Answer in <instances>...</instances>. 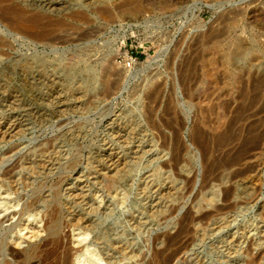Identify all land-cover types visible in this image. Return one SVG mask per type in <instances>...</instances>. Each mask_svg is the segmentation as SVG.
<instances>
[{
	"label": "rangeland",
	"instance_id": "1",
	"mask_svg": "<svg viewBox=\"0 0 264 264\" xmlns=\"http://www.w3.org/2000/svg\"><path fill=\"white\" fill-rule=\"evenodd\" d=\"M229 1L1 0L0 7L25 22L37 21L41 28L36 30L46 36L34 40L32 31L18 32L0 14V174L24 173L29 162L35 171L42 160L51 165L34 183L13 172L0 177V198L9 208L0 214L1 245L12 246L4 241L5 233L19 220L37 227L40 206L47 213L65 208L79 213L89 198L100 196L109 201L112 222L126 221L133 209L148 214L153 200L156 224L137 245H143L144 264L153 248L165 247V236L179 231L180 224L171 223L190 212L197 219L191 242L171 264L193 263L191 250L208 246L211 235H242L248 240L244 247L256 237L264 242V0ZM209 30L215 31L212 37L218 30L223 35L227 60L222 67L207 64L209 38L204 34ZM157 54V65L141 71L142 63ZM114 153L124 156L117 171L111 164ZM234 156L239 159L231 166ZM110 171L125 175H118L115 193L106 198L101 179ZM81 192L84 201L78 198ZM43 197L47 202H41ZM226 203L225 211L199 218ZM172 215L178 219L171 220ZM43 234L31 240L23 236L16 250L35 244L43 248L49 243ZM9 236L19 235L13 230ZM157 236L164 246L153 245ZM255 254L263 258L255 264H264L263 244Z\"/></svg>",
	"mask_w": 264,
	"mask_h": 264
},
{
	"label": "bare ground",
	"instance_id": "2",
	"mask_svg": "<svg viewBox=\"0 0 264 264\" xmlns=\"http://www.w3.org/2000/svg\"><path fill=\"white\" fill-rule=\"evenodd\" d=\"M5 1V0H4ZM34 1V0H33ZM37 1V0H36ZM39 1V0H38ZM47 0H44V2ZM55 1V0H54ZM227 1V0H226ZM231 1V0H230ZM229 1V2H230ZM242 1V0H241ZM3 2V1H2ZM42 2V1H41ZM40 2V3H41ZM51 2V1H50ZM233 2V1H232ZM4 3V2H3ZM48 3V2H47ZM52 3V2H51ZM54 3V2H53ZM0 4H1V0H0ZM43 4V3H42ZM50 4V3H49ZM55 4V3H54ZM226 4V3H225ZM221 5V6H225ZM230 4V3H229ZM233 4V3H232ZM231 4V5H232ZM239 4V3H237ZM236 4V5H237ZM241 4V3H240ZM45 5V4H44ZM40 6V5H39ZM46 6V5H45ZM44 6V7H45ZM54 6V5H53ZM104 6V5H103ZM205 7H207L209 10H216L214 5H204ZM227 6V5H226ZM229 6V5H228ZM7 7V6H6ZM11 7V6H10ZM48 7V5H47ZM46 7V8H47ZM88 7V6H87ZM91 7V6H90ZM108 7V6H107ZM231 7V6H230ZM49 8H52L49 7ZM61 8V7H60ZM63 8V7H62ZM61 8V9H62ZM65 8V7H64ZM223 7H218L217 9H220ZM8 9V8H7ZM103 11L105 9L101 8ZM72 10V9H71ZM91 10V9H89ZM98 10V9H97ZM107 10V9H106ZM105 10V11H106ZM64 11V9H63ZM75 11V10H74ZM73 11V12H74ZM99 11V10H98ZM14 13V11H12ZM67 12V11H64ZM72 12V11H70ZM69 12V13H70ZM80 12H82L80 10ZM101 12V11H100ZM99 12V13H100ZM217 12V11H216ZM13 13L10 12V10H6L3 7H0V14L2 16H8V18H6L7 20H11V22L16 26L15 28H17V31L20 32L22 30H24L27 34L29 32L32 31V36L33 39L36 38L38 40H43V38L46 36V32L38 31L36 30V25L37 21L34 23L32 22H28L25 20H23L22 18H20V16H16ZM16 13V12H15ZM18 13V12H17ZM16 13V14H17ZM62 13V12H60ZM68 13V12H67ZM98 13V12H97ZM109 14V12H107ZM77 14V13H75ZM74 14V15H75ZM79 14V13H78ZM77 14V15H78ZM23 15V14H22ZM21 15V16H22ZM27 15V14H26ZM68 15V14H67ZM72 15V13H71ZM80 15V14H79ZM78 15V17H80ZM103 15V14H102ZM107 15V14H106ZM194 15V14H193ZM1 16V17H2ZM30 16V15H28ZM34 16V15H33ZM32 16V17H33ZM82 16V15H81ZM87 16V15H86ZM25 17V16H23ZM27 17V16H26ZM72 17V16H71ZM78 17H76V19H78ZM84 17V14L83 16ZM106 17V16H105ZM220 18V16H218ZM4 18V17H3ZM31 18V17H29ZM28 18V19H29ZM197 18V15H196ZM34 19V18H33ZM32 19V20H33ZM36 19V18H35ZM34 19V20H35ZM38 19V18H37ZM80 19V18H79ZM85 19V18H84ZM6 20V21H7ZM40 20V19H38ZM198 23L200 24L199 27L203 28V23L200 22L199 18L197 19ZM222 20V19H221ZM76 21V20H75ZM82 21V20H81ZM87 21V19H86ZM85 21V22H86ZM220 21V20H219ZM234 21V20H233ZM5 22V20H4ZM10 22V23H11ZM40 22V21H39ZM44 21V25H45ZM58 22V21H57ZM62 22V21H61ZM60 22V24H61ZM84 22V23H85ZM224 22V21H223ZM8 23V24H10ZM43 23V22H41ZM59 23V22H58ZM221 23V22H220ZM231 22H229L230 24ZM7 24V23H6ZM7 24V25H8ZM40 24V23H39ZM48 23H46L47 25ZM57 24V23H56ZM42 25V24H41ZM45 25V26H46ZM51 25V24H50ZM58 25V24H57ZM63 25V24H62ZM232 25V24H231ZM11 26V25H10ZM13 26V25H12ZM39 26V25H38ZM61 26V25H60ZM64 26V25H63ZM41 28V26H39ZM43 27V26H42ZM54 27H56L54 25ZM67 27V26H66ZM13 29V27H10ZM46 28V27H45ZM44 28V29H45ZM57 28V27H56ZM55 28V29H56ZM62 28V27H60ZM230 28V27H229ZM234 28V27H233ZM11 29V30H12ZM51 29L53 30V26L51 27ZM54 29V30H55ZM65 29V28H63ZM231 29V28H230ZM27 30H29V32H27ZM58 30V28L56 29ZM61 30V29H60ZM47 31V28L46 30ZM49 31V30H48ZM47 31V32H48ZM59 31V30H58ZM66 31V30H65ZM64 31V33H65ZM51 32V31H49ZM48 32V33H49ZM61 32V31H60ZM212 32L215 31H211L210 30L204 34V36L209 38V42H208V60H207V64L209 65H217L218 67H222L221 61H226V57L223 56V46H222V39L223 35L221 36V32L218 30V33L216 34V36L212 37ZM11 34V33H10ZM19 34V33H17ZM30 34V33H29ZM56 34V33H55ZM63 36V32L61 33ZM54 35V34H53ZM203 36V35H202ZM23 37V36H22ZM26 37V35H25ZM58 37V36H57ZM19 38V37H18ZM35 40V39H34ZM46 40V39H44ZM51 40V39H50ZM48 41V40H47ZM46 41V42H47ZM41 42V41H40ZM51 43V42H50ZM162 50V49H161ZM162 52V51H161ZM164 52V51H163ZM166 52V51H165ZM160 53V52H159ZM233 54V53H232ZM161 55V53H160ZM159 54L149 58L148 60H146L145 62L142 63L143 65V69L141 71H145L147 69L153 68L154 65H157V63L161 60V56ZM164 55V54H163ZM234 55V54H233ZM232 55V56H233ZM231 57V56H230ZM238 57V56H237ZM162 64V63H161ZM155 67V66H154ZM221 70V68H220ZM139 71V70H138ZM140 71V72H141ZM218 74V73H216ZM261 78V77H260ZM238 80V79H237ZM256 80V79H255ZM258 80V79H257ZM256 80V81H257ZM255 81V82H256ZM260 81V80H258ZM257 81V82H258ZM254 82V80H253ZM252 82V83H253ZM264 82V81H263ZM239 83V82H238ZM256 84V83H255ZM258 85V84H257ZM262 85L264 86V84L262 83ZM261 85V86H262ZM108 87V86H106ZM257 87V86H256ZM260 87V85L258 86ZM254 88V87H253ZM111 90V88H109ZM113 89V88H112ZM108 90V89H107ZM109 90V91H110ZM247 90V89H246ZM257 90V89H256ZM250 91H252L250 89ZM255 91V90H254ZM259 91V89H258ZM249 92V91H248ZM247 92V93H248ZM104 93V92H103ZM109 93V92H108ZM246 93V92H245ZM252 93V92H251ZM243 95H245L242 92ZM255 94V93H254ZM247 95V94H246ZM256 96V95H255ZM247 97V96H246ZM249 97V96H248ZM247 97V98H248ZM246 98V99H247ZM253 98V97H252ZM243 100H246L244 97L242 98ZM254 100V99H252ZM248 101V100H246ZM251 101V100H249ZM252 126V125H250ZM249 126V128H250ZM12 128V127H11ZM4 129V128H3ZM2 128H0V131H3ZM252 129V128H250ZM194 130V129H193ZM192 130V131H193ZM249 131V130H248ZM4 132V131H3ZM2 132V133H3ZM6 132V130H5ZM194 132V131H193ZM192 132V135L194 134ZM253 132V131H252ZM251 132V133H252ZM198 133V132H197ZM201 133V132H200ZM221 133V132H219ZM196 134V133H195ZM1 135V134H0ZM202 135V134H200ZM199 135V136H200ZM204 135V134H203ZM218 135V134H217ZM226 135V134H225ZM195 136V135H193ZM1 137H3V135H1ZM220 137V136H219ZM195 138V137H194ZM218 138V137H217ZM220 138H225L220 137ZM6 139V138H5ZM200 141H202V136L198 138ZM198 139H195L198 141ZM245 139V138H244ZM243 139V141H244ZM219 140V139H218ZM224 140V139H223ZM250 140V139H249ZM261 140V139H259ZM264 140V139H263ZM192 141H194L192 139ZM196 141V143H197ZM206 141V140H205ZM204 141V142H205ZM226 141V140H224ZM248 141V140H247ZM203 142V144H205ZM219 142V141H218ZM222 142V141H220ZM219 142V144H220ZM246 142V141H245ZM243 142V143H245ZM195 143V142H193ZM198 145L202 143H197ZM196 144V146H197ZM207 144V142H206ZM247 144V143H246ZM200 145V146H201ZM222 146V144H221ZM240 146V145H239ZM209 147V146H208ZM223 147V146H222ZM199 148V147H198ZM203 148V146H202ZM234 148V147H233ZM231 148V149H233ZM240 148V147H239ZM206 149V148H205ZM210 149V148H208ZM207 149V150H208ZM238 149V147H237ZM207 150H204L202 155H205V151L207 152ZM236 150V149H235ZM202 151V150H200ZM211 151V150H209ZM232 151V150H231ZM263 151V149H262ZM142 153V151H140ZM212 152V151H211ZM210 152V154H211ZM229 152V150H228ZM238 152V151H237ZM45 153V152H44ZM43 154V153H42ZM115 154V153H114ZM178 154V153H177ZM209 154V152H208ZM214 154V152H213ZM231 154V153H230ZM234 153H232L231 155L233 156ZM44 155V154H43ZM109 155V154H108ZM107 155V156H108ZM207 155V154H206ZM229 155V157L231 156ZM239 155V152H238ZM237 155V156H238ZM122 156V155H121ZM119 156L118 154H115L114 159H112L111 155H110V160L113 162L111 163L114 167H112L113 169L115 168L117 171V167H118V163L119 160H123L122 157ZM142 156V155H141ZM211 156V155H210ZM215 156V155H213ZM126 157V156H125ZM140 157V156H139ZM209 157V156H207ZM212 157V156H211ZM228 156H226L227 158ZM235 158L231 159V162H233L231 164L234 165L237 164L238 159L236 156H234ZM240 158H242L241 156H238ZM107 157H104V159ZM226 158L221 159L222 162H220V164L224 161H226ZM108 159V158H107ZM106 159V161H107ZM128 159V158H127ZM214 158H212L213 160ZM225 159V160H224ZM34 160V159H33ZM137 160V159H136ZM228 160V158H227ZM244 160V157H243ZM103 163H105L102 158ZM109 161V160H108ZM110 161V162H111ZM116 161V162H115ZM126 160H124L123 162H125ZM128 161V160H127ZM218 161V160H217ZM215 160V162H217ZM220 161V160H219ZM240 161V160H239ZM49 162V161H47ZM118 162V163H117ZM229 162V160H228ZM242 162V159H241ZM117 163V164H116ZM227 163V162H225ZM240 163V162H239ZM47 163H44L43 160L40 161L38 163V165L36 166L39 171H35V167H33L34 163L32 164L31 162H29V164H27L26 170L24 173H14L13 171H5L6 173L3 172V174H0V177L3 176H8V175H12L11 172L14 173L13 176H17L18 179H20L21 177L24 176V178L26 179V181H31V183H34L36 181L37 178V174L39 175H44L47 170L46 167L49 165H46ZM107 164V163H106ZM109 164V163H108ZM107 164V165H108ZM121 164H123L121 162ZM125 164V163H124ZM230 164V163H228ZM106 165V166H107ZM120 165V163H119ZM214 165V164H213ZM217 165V163L215 164ZM219 165V164H218ZM240 165V164H238ZM235 165V166H238ZM35 166V165H34ZM51 166V165H50ZM49 166V167H50ZM105 167V165H103ZM127 166V165H126ZM227 166V165H225ZM103 167V169H104ZM121 167H124L123 165H121ZM221 167V166H219ZM228 167V166H227ZM13 168V167H12ZM106 168V167H105ZM110 168V167H109ZM127 168V167H126ZM216 168V166H215ZM224 168V167H223ZM51 169V168H50ZM120 169V166H119ZM123 169V168H122ZM120 169V170H122ZM128 169V168H127ZM126 169V170H127ZM227 169V168H226ZM225 169V170H226ZM106 170V169H105ZM111 170V169H110ZM50 171V170H49ZM48 171V173H49ZM113 171V170H112ZM37 172V173H36ZM109 172V171H108ZM114 172V171H113ZM44 173V174H43ZM116 173V172H115ZM115 173H112L110 171L109 174H106V176L104 175V178L101 179V189H102V193L103 196L106 195L107 198V194L110 192H113L112 189L113 186L117 185L116 183V178L118 179V175H120L121 177H124V174H120L118 173L117 177H115ZM16 174V175H15ZM47 174V173H46ZM45 174V175H46ZM127 174V173H126ZM82 175V174H80ZM103 175V174H102ZM9 177V176H8ZM79 178H81L80 176H78ZM77 177V179H78ZM15 178V177H13ZM102 178V177H101ZM119 178V180H120ZM1 179V178H0ZM16 179V178H15ZM11 180V179H10ZM96 180V179H95ZM116 180V181H115ZM118 180V181H119ZM117 181V182H118ZM146 181V179H145ZM116 184H115V183ZM3 183V182H1ZM148 183V180L147 182ZM98 185H100V183H96ZM144 184V183H143ZM1 186V185H0ZM3 186V185H2ZM36 186V185H35ZM38 184H37V188H38ZM43 186V185H42ZM148 186H146L147 188ZM1 188V187H0ZM116 188V187H115ZM57 189V188H56ZM98 189V188H97ZM33 190V189H32ZM51 190V189H49ZM54 190V189H53ZM58 190V189H57ZM38 191H43V187L41 189V187L38 188ZM55 191V190H54ZM69 193L73 191V189H68L67 190ZM100 192V190H98ZM5 192V191H4ZM74 192V191H73ZM83 192V191H82ZM82 192L80 195H78L79 200L84 201V199H86L85 195H82ZM8 195L10 194L9 189L6 190V192ZM4 193V194H5ZM36 193V192H35ZM107 193V194H106ZM115 193V192H113ZM59 194V193H57ZM91 194V193H90ZM111 194V193H110ZM3 195V194H2ZM44 195V194H43ZM54 195V193L52 194ZM56 195V194H55ZM74 195V193H73ZM96 195V194H95ZM231 192L227 191L225 192V196L224 199L228 200V198L230 197ZM4 196V195H3ZM38 195H36L37 197ZM51 196V195H50ZM61 196V195H60ZM93 196V195H92ZM98 196V195H97ZM1 197V195H0ZM40 197V196H39ZM57 197V195L55 196ZM54 197V198H55ZM62 197V196H61ZM41 198V197H40ZM53 198V199H54ZM7 199V198H6ZM3 200V198H2ZM0 198V214L3 213L4 210H9L7 203H5V201H2ZM44 202L46 201L43 197L42 199ZM105 198L103 199V197H94V198H89V206L86 203L85 205V210L84 208L81 209V212L77 213V212H73L67 208L65 209H57L55 211H53V213H47V212H43V210L45 208H43L42 206H40V213H36V218L35 222L37 221V227H35V229L33 228V226H30V224L27 227H24L23 225V221H17L16 224L11 225L12 229L9 230L8 233H5V237L6 238L4 241H10V243H12V246L7 247L6 244H0V264H144V254H143V250L144 248L142 246H137L139 245V242L141 241L142 237H144V235L147 233L149 227H152V225L154 224V222H156V217H153L154 213L152 212L153 208L152 205L153 200L149 203L150 205V209L148 210L146 208L147 211H149V216H147L148 214L143 215L142 213H137L132 212V215L129 218H123V220L126 221H109L110 219V214L109 212H111L109 210V206L107 205L109 203V201H104ZM36 201V200H35ZM57 201V200H56ZM47 202V201H46ZM63 202V201H62ZM80 202V201H78ZM16 203V202H15ZM19 203V202H18ZM81 203V202H80ZM148 203V202H147ZM153 203V204H152ZM82 204V203H81ZM13 205V204H11ZM31 205V204H30ZM43 205H45L43 203ZM63 205V204H62ZM148 205V206H149ZM18 206V205H17ZM21 206V205H20ZM16 207V205L14 206ZM37 207V206H36ZM87 207V208H86ZM12 208V207H11ZM17 208V207H16ZM26 208V207H25ZM31 206L27 207L26 212H29ZM81 208V207H80ZM229 208V205L226 203L224 206H220V207H214V211L206 213L203 215H200L199 218L201 219H206L207 217L211 216L212 214H216V213H220L225 211L226 209ZM2 209V210H1ZM4 209V210H3ZM13 209V208H12ZM60 210V211H59ZM47 211V210H46ZM146 211V212H147ZM191 211V210H189ZM23 212V210H22ZM38 212V211H37ZM151 212V213H150ZM177 212V211H176ZM198 212V211H197ZM19 213V212H18ZM136 215H134V214ZM188 213V211H187ZM24 214V213H23ZM110 214V215H109ZM175 214V213H174ZM177 214V213H176ZM196 214V213H195ZM195 214L193 215V213L191 214L188 213L186 215H183L180 219V221L178 220L177 223L176 221H174V223H171L172 225H178V223L180 224V228L179 231L174 234V235H168L165 236L163 239V242L165 243V247H163V249H158V248H153L151 255H149V258L151 256V260L149 263L147 264H171L180 254H184L187 250V245L188 242H191V225L194 224L196 217ZM198 214V213H197ZM19 215V214H18ZM22 215V214H21ZM20 215V216H21ZM28 215V213H27ZM1 216V215H0ZM17 216V215H16ZM24 216V215H23ZM197 216V215H196ZM33 216L31 215V218ZM128 217V216H127ZM9 218V217H8ZM15 218V217H14ZM175 218V215H172L171 220H173ZM30 219V218H28ZM122 219V218H121ZM178 218L174 219L177 220ZM16 220V219H15ZM149 220H151V222H149ZM1 221V220H0ZM9 221V219H8ZM34 221V220H33ZM26 222V221H25ZM2 223V222H1ZM13 224V223H12ZM156 224V223H155ZM154 224V225H155ZM171 227L173 228L174 226ZM179 226V225H178ZM196 226V224H195ZM63 227V229H62ZM9 228V227H8ZM65 228L68 230L66 231ZM129 228V230H128ZM141 228H143V230H141ZM175 228V227H174ZM27 229H29L28 231H26ZM171 229V228H170ZM16 230V232L18 233L19 236H9L8 235L13 231ZM134 231L133 232H131ZM24 231H26V233H23ZM32 231V232H29ZM14 233V232H13ZM46 233V237L44 236L45 239L49 240V243L47 244V246L43 245L44 247L41 248V244H39V240H38V244L41 246L39 247V245L37 246L35 245H30L29 243V247L25 249V247H22L23 250H16V248L21 247L20 245V241L23 239V236H28L27 238H29L30 240L33 238H39L41 237L40 235ZM17 235V234H16ZM45 235V234H43ZM2 237V235L0 236ZM3 238V239H4ZM40 239V238H39ZM155 240H153L155 242V244H153L155 247H159L161 245H163V243L160 245L159 243L161 239L159 236H157L156 238L154 237ZM29 240V241H30ZM43 241V239H41ZM4 241H1V243H3ZM31 242V241H30ZM244 242H248L247 239H245L244 236H237L236 234H226V235H211L209 237V242H208V246L204 245L203 249L200 251L202 246H197L199 249L198 250H191V252L194 253L196 260L193 261V263L191 262V264H255L256 261L260 258H262L261 254L256 255L255 253H257L259 247L263 244L264 242H261L259 237L254 238V240L252 241V243L250 244V247L246 246L244 247L243 243ZM6 243V242H4ZM8 243V242H7ZM22 243V241H21ZM142 243V241L140 242V244ZM9 244V243H8ZM7 244V245H8ZM143 244V243H142ZM190 244V243H189ZM23 245V244H22ZM137 246V248H135ZM164 246V245H163ZM27 247V246H26ZM21 249V248H20ZM251 251H256L254 253L255 256H253V254H251ZM188 253V252H187ZM192 253V254H193ZM193 255V256H194ZM192 256V257H193ZM244 256H246V260L244 258ZM8 257L10 260H8ZM194 257V259H195ZM183 258V257H182ZM263 259V258H262ZM130 260H133L134 262H129ZM183 260V259H182ZM245 260V261H244ZM248 260V261H247ZM180 261V260H179ZM182 264H188V262L184 261Z\"/></svg>",
	"mask_w": 264,
	"mask_h": 264
}]
</instances>
